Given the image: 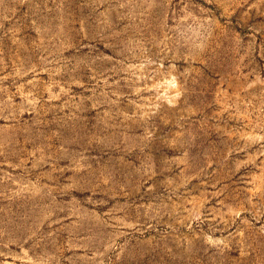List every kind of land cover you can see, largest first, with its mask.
<instances>
[{
	"label": "rangeland",
	"instance_id": "obj_1",
	"mask_svg": "<svg viewBox=\"0 0 264 264\" xmlns=\"http://www.w3.org/2000/svg\"><path fill=\"white\" fill-rule=\"evenodd\" d=\"M0 264H264V0H0Z\"/></svg>",
	"mask_w": 264,
	"mask_h": 264
}]
</instances>
